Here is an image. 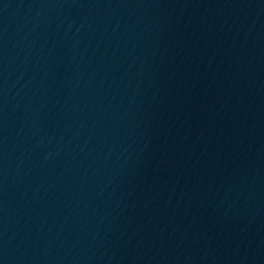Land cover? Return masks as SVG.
<instances>
[{"label": "water", "instance_id": "water-1", "mask_svg": "<svg viewBox=\"0 0 264 264\" xmlns=\"http://www.w3.org/2000/svg\"><path fill=\"white\" fill-rule=\"evenodd\" d=\"M0 264H264V0H0Z\"/></svg>", "mask_w": 264, "mask_h": 264}]
</instances>
